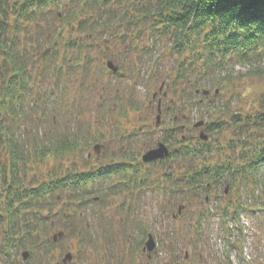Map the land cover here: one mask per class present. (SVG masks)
Here are the masks:
<instances>
[{
    "label": "trees",
    "instance_id": "1",
    "mask_svg": "<svg viewBox=\"0 0 264 264\" xmlns=\"http://www.w3.org/2000/svg\"><path fill=\"white\" fill-rule=\"evenodd\" d=\"M103 40L119 44L120 71L112 73L120 77L126 66L143 69L154 55L153 46L169 41L171 55L177 60L165 74V86L170 99L181 102L183 113L195 106L193 90L214 91L213 99L198 101L207 110L199 120L206 122L211 140L197 138L195 143L184 139L181 164L178 157V167L165 168L161 189L167 203L172 204V198L175 204L182 199L188 206L200 208L197 217L189 219L191 230L201 241L209 226L212 230L216 226L224 236L229 259L237 244L231 237L236 233L242 239L240 215L251 205L259 210L258 205L264 204V90L253 95L256 101L248 111H234L236 100L219 102L224 88L229 91L227 85L234 82L236 64H248L250 75L264 78V0H0V264H21L18 253L22 249L33 257V263L29 257L25 260L27 264H42L40 253L55 245L48 233L57 222L64 223V239L79 236L85 247L104 241L110 264L117 259L118 264H124L115 255L119 246L116 235L101 217L104 209L93 205L110 194L132 195L139 188L129 176L134 170L127 166L109 171L83 168L74 157L58 160L74 155L80 145L77 136L82 138L91 128L81 120L84 100L74 95L72 104L66 98L59 100L50 85L64 91L68 70L81 69L89 75ZM140 43L144 48L137 50ZM153 63L150 74L159 80L164 72L158 60ZM77 91L83 98L82 91ZM128 95L118 97L120 106L131 102ZM65 108L69 118H61ZM227 131V143L226 136L221 140L212 137ZM215 153L213 163L209 156ZM32 158L38 163L36 168L61 162L31 178L27 175ZM115 176L120 177L119 183H110ZM104 182L110 185L99 201L94 194L101 193ZM245 185H250L247 194L240 189ZM60 203L66 210L59 208ZM131 211L129 204L123 215L129 223ZM90 213L93 223L85 219ZM123 225L120 228L126 230ZM133 228L144 230L137 245L142 248L148 233L140 224ZM133 228L132 232L122 231L131 242ZM174 232L171 229L167 234L165 260L161 254L157 260L153 255L152 261L179 263V251L185 244ZM135 262L138 264L132 255V264Z\"/></svg>",
    "mask_w": 264,
    "mask_h": 264
},
{
    "label": "rangeland",
    "instance_id": "2",
    "mask_svg": "<svg viewBox=\"0 0 264 264\" xmlns=\"http://www.w3.org/2000/svg\"><path fill=\"white\" fill-rule=\"evenodd\" d=\"M69 30L70 28L65 29V31ZM156 46H153L156 48L152 51L154 53L153 57L150 59V61L144 64L143 69L141 68L140 70L137 68L133 70L130 66H126V68L123 70L125 71V74L123 77H120L115 76L112 73L113 71L109 70L107 67L108 60H112L115 64L121 63L122 58L120 55L122 52L119 51V44L112 43L108 40L105 42L103 40L100 48L98 49L100 51H97L96 61L92 63L93 67L89 75H86L84 70L81 71V69H76L73 73L68 70L66 73L68 74V80H66L65 83L66 91L64 90L62 92L59 91L58 86L50 83V85L56 89L57 98L59 97V100H64L66 98V100L70 103L74 96H76L77 100L79 101L81 99L84 100L82 101L83 113L81 115V120L85 125H87L86 127L90 126L91 128L90 131L85 133L82 138L77 136L78 144L80 145L79 148L75 150L74 155L68 156L69 154H66L67 157H69L68 159L64 158L58 160L70 161L69 159H73L74 157L79 158L80 160L77 161L83 166L85 164L86 167L89 165L98 166L108 162L111 158L120 159V157L124 156L123 154H129L132 152L133 149L128 153V149L126 147L125 149H127V151L120 150L119 148L124 146L121 134L127 133L130 131V129L132 131L134 125L138 124L139 126H142L143 130L146 132L145 140L149 142L148 139H150L151 144H154V142L158 141L159 132L162 129H164L166 126L167 128L171 126V124L168 123L169 120L159 126H154L156 117L154 115L155 113L153 114L152 109L150 108L151 106L149 107V102L150 100H154V94L157 93V98H159L163 92H167V86H165V84L162 86V83H165L166 81L165 74L167 71L170 70L172 66H176L177 56H173V54L171 55L172 51L170 49L169 41H165V43ZM142 48L144 47L140 43L137 46V50ZM120 49L122 50V46H120ZM162 56L166 57L159 58ZM156 60H158L160 69L162 72H164L163 75L159 76V80L156 79L154 75L151 76L150 74L154 71L153 62ZM234 67V82H231L229 85H227L229 91L224 88L219 104L222 103L223 100L226 102H228L229 99L236 100V103L234 102L235 106L233 105L234 111H248L249 109L253 108L252 104H254L256 101L253 95L264 90V78L250 75L249 70L251 68L248 64H236ZM132 70L133 72H131ZM129 74H132L133 76L130 77ZM160 77L163 78L160 79ZM83 84H85V86ZM68 86L69 89L67 88ZM160 86L162 87V90L158 94ZM234 87L235 89H233ZM78 88L82 91L81 94L83 98H79V91H77ZM71 89L72 93L70 92ZM75 89L76 93H74ZM213 92L214 91H212L209 95H203L201 92L196 93L193 90V101L195 106L193 109L190 107L187 112L183 113L184 120L187 118V116L190 118L188 124L190 127L194 126L193 124L202 118L200 116L202 112L207 111L205 106L201 105L200 103L213 99ZM126 93L130 94L127 97H129L131 102H126L128 105L123 107L120 106L118 97H123L126 95ZM168 98L172 97H169L168 94ZM198 101H200L199 104ZM178 102L181 103L180 101ZM215 103L217 104V102ZM153 105L156 109V102H154ZM67 108L62 110V117L59 115V112H57L61 118H69V114H66L68 112ZM181 117L182 115L179 116V118ZM58 118L59 117H57L56 120ZM181 122L182 120H179V123ZM183 133L189 135L188 131ZM229 133L230 131L223 132L222 134L216 133L212 137L216 140H221L224 136H226L225 143H227L228 140H230ZM97 144L105 145L106 149L101 151L99 154L96 153L94 146ZM54 151H51V154L54 153ZM133 151L134 154L138 152L137 150ZM231 153L232 151L230 154ZM215 155H217V153L209 156V160L213 163H216L214 160ZM31 160L30 166L32 169L27 175V177L31 178L33 175L35 177L37 173H40L42 170L46 169V167L52 168L54 165H57L61 162L55 160L53 163H47L46 165L40 164V168H36V165L38 164L37 161H35L34 158ZM32 162L36 164H32ZM42 178L43 176L39 177L38 179ZM112 179L113 180H111L110 183L114 184H118L121 180L120 177L117 176L113 177ZM159 180L160 179L154 180L156 183L152 181L147 182V186H145L143 192L144 194L142 196L144 197L143 202H139L136 196H126L124 193H121L117 195L110 194L108 195L107 199L101 201L102 204L97 203L93 205L95 208L101 207L104 209V213L101 215V217L103 220L105 219V224L111 225L109 230L111 233L116 235V242L119 246H117L115 250V255L117 254L118 257H121L124 264H132V255L133 259H135L138 264L148 263V253L143 251L144 245L142 248L137 247L138 242H140L142 238L144 230L136 231V229L133 228L134 224H140V227H144L146 234H153L157 247L152 254L156 257V260L161 254L163 257L162 259L165 260L164 253L167 254V249H163V247H165L164 244L167 241V238H169L167 234L171 232L172 229L175 231L174 235H176V238H179L178 241H181L183 244H185L181 246L182 249L179 251L181 252V260L178 264H264L263 203L258 205L259 210L256 208L253 209V206L251 205L249 210H245V212L241 214L240 221L243 225L242 239L240 235H237L236 233L233 234L231 237L232 242L236 239V243L238 245L236 244V248L231 249L228 259L226 258L227 252L225 250L226 248L223 241L224 236L218 233V228L215 226L212 230L213 227L209 226V230H207V233H205L203 239L198 241L191 230L189 219L192 217H197V213H199L200 208L196 205L188 206V203L182 199L177 201L175 204L174 198H172L171 202H173L172 204H174V206L171 203H167V200L164 199L163 190L155 186L160 182ZM110 183L108 184L107 182H104L101 187V193L98 192L94 195H106L107 187L110 185ZM249 186L245 185L244 188L241 187L240 189L241 191L243 190L245 194H247V188ZM259 188L262 190L263 187L261 184H259ZM62 199L63 198L59 196V202H61ZM125 202L127 205L124 207L123 203ZM129 204H132V211L130 213H132L133 216L132 222L130 223L127 221L129 219L126 216H123L124 213H127L125 212V209ZM63 206L64 204H61L59 205V208ZM180 206H182L184 209L183 212L181 210V213L179 212L178 214V207ZM245 206L248 208L249 202H247ZM64 209L66 210L65 206ZM86 217L87 218L85 219H87L90 223L95 222V219L92 221V213H90V215L87 214ZM213 221H215V218L212 220V223ZM121 223H124L123 226H125L126 230L131 231L133 228L134 241H129L127 232H122L123 230H126L124 228H120ZM63 225L64 223L61 224L60 222H57L55 228L49 231L48 237L50 240H53V235L62 230ZM93 230L94 229H92V231ZM64 236L65 234L62 237H58L57 241H55V245H49V251H43L40 253L43 261L42 264H110L111 259H107L108 257H106L109 252H106L103 249L105 246L104 241L98 240L95 247H89L87 245L85 247L80 243L81 237L70 236L64 239ZM238 239H241L242 241H239ZM146 241L147 237L144 240V244ZM188 242H191L192 245L188 244ZM134 248H137V251H135ZM24 252V249H22L18 253V262L21 264H27L25 261L26 259H23L22 257ZM68 252L72 253L73 258L71 261L64 263L62 259ZM136 253L138 254L134 256ZM31 258L33 257H29V260H33ZM151 261L150 264L159 263L157 261L155 262V260L152 262ZM33 262L34 260L32 263ZM114 264H118V259L114 261ZM135 264L137 263L135 262Z\"/></svg>",
    "mask_w": 264,
    "mask_h": 264
},
{
    "label": "flooded vegetation",
    "instance_id": "3",
    "mask_svg": "<svg viewBox=\"0 0 264 264\" xmlns=\"http://www.w3.org/2000/svg\"><path fill=\"white\" fill-rule=\"evenodd\" d=\"M163 84L165 83H162V86ZM161 90L162 87L160 86L158 94ZM153 98L154 100H150L149 102V107L151 106L150 108L152 109L153 114L155 113L154 115L156 117V120L154 126H159L162 123L167 122V120H169L168 123H170L171 126L167 128V126L165 125L166 127L159 132L158 141L154 142V144H151L150 139H148L149 142L145 140L146 132L143 130L142 126H139L138 124L133 126L132 131L130 129V131L125 134L118 133L121 134L124 143V146L119 148L120 150L127 151L128 149L129 153V151L133 149L137 150L138 152L134 154V151L132 150V152L129 154H123L124 156L120 157V159L111 158L108 162L97 166L98 168H104L108 170L127 166L129 167V169L134 170L131 174H129V176L133 184L138 186L139 188L134 190L131 194L132 196H137V200L140 202L144 200V197L142 196L144 194V188L145 186H147V182L152 181L153 177L154 178L152 182L154 183H156L154 180L160 179V182L156 185H158L159 189L162 188V185L164 184V181L166 179L165 168H167V166L168 168H172L173 166L178 167L179 163L181 164L180 155L183 149V140L194 139L193 141L196 142L200 131L205 130L206 124V122L204 121V124L202 126L196 127L194 123V126L190 127L188 125L190 118L187 116V118L184 120L183 117V105L178 101L175 102L174 100L168 98L167 92H163V94L159 98H157L156 93L154 94ZM154 102H156V109L153 105ZM175 106L176 108H174ZM181 115L183 118H179V116ZM179 120H182L183 123H179ZM186 131L189 132V135L183 133ZM209 140H211V138H209L207 141ZM161 143L165 144L166 147L169 148V154L162 158L146 161L144 159L145 154L149 151L159 148V145ZM125 147L127 149H125ZM104 149H106L105 145H100L99 153L101 151H104ZM178 157L180 158L179 163H177ZM169 160H171L170 164Z\"/></svg>",
    "mask_w": 264,
    "mask_h": 264
},
{
    "label": "water",
    "instance_id": "4",
    "mask_svg": "<svg viewBox=\"0 0 264 264\" xmlns=\"http://www.w3.org/2000/svg\"><path fill=\"white\" fill-rule=\"evenodd\" d=\"M107 66H108V68H110L114 72H118L119 69H120L119 65H115L112 60H108L107 61ZM199 91L200 90H197L196 92L199 93ZM202 93H203V95H208L210 93V91L208 89H203L202 90ZM203 124H204V120H200V121H198V122L195 123V126L196 127H199V126H201ZM200 138L203 139V140H207L209 138V136H208V134L205 131H201L200 132ZM99 148H100V145L99 144H97V145L94 146L95 151L98 152V153H99ZM168 154H169L168 148L165 146V144L161 143L159 145V148L147 152L145 154V156H144V159L146 161H150V160H154V159H157V158H162V157H164V156H166ZM63 235H64V232L63 231L58 232L57 234H55L53 236L54 241H57L58 237H62ZM155 245L156 244H155L154 237H153L152 234H150L148 240L146 241V245H145L144 250H148L149 252H152L154 250V248H155ZM28 256H29V252L28 251H25L23 253V258L26 259ZM150 257H151V255H149V258ZM72 258H73L72 253L71 252H68L64 256L63 262L64 263H67L68 261H71Z\"/></svg>",
    "mask_w": 264,
    "mask_h": 264
},
{
    "label": "bare ground",
    "instance_id": "5",
    "mask_svg": "<svg viewBox=\"0 0 264 264\" xmlns=\"http://www.w3.org/2000/svg\"><path fill=\"white\" fill-rule=\"evenodd\" d=\"M198 89H196L195 91H197Z\"/></svg>",
    "mask_w": 264,
    "mask_h": 264
}]
</instances>
